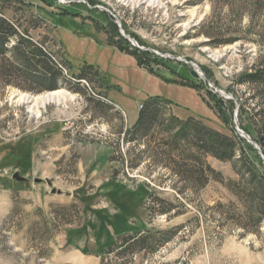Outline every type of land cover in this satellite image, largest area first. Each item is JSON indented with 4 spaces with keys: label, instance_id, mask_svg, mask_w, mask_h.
<instances>
[{
    "label": "rangeland",
    "instance_id": "obj_1",
    "mask_svg": "<svg viewBox=\"0 0 264 264\" xmlns=\"http://www.w3.org/2000/svg\"><path fill=\"white\" fill-rule=\"evenodd\" d=\"M25 2L30 11L13 3L4 16L61 76L40 91L49 83L0 56V264H81L70 246L89 264H264V191L244 172L234 134L248 131L264 152V0ZM121 44L150 53L149 70ZM189 63L206 81L197 92L182 84L194 81ZM104 85L129 123L153 108L149 126L125 125ZM57 90L67 94L35 111L21 99ZM153 98L172 104L145 109ZM201 132L233 157L201 148Z\"/></svg>",
    "mask_w": 264,
    "mask_h": 264
},
{
    "label": "trees",
    "instance_id": "obj_2",
    "mask_svg": "<svg viewBox=\"0 0 264 264\" xmlns=\"http://www.w3.org/2000/svg\"><path fill=\"white\" fill-rule=\"evenodd\" d=\"M13 3L14 5H18L20 8L26 11H30L33 7V4L26 3L25 0H0V56L9 54L12 57L10 58L9 61H11L12 63V68L14 72L17 71V72L25 73L29 77L35 75L36 77H38L39 83L44 85L49 83L47 86H43V89H39L40 91L55 90L57 89L56 78L57 76H61V70H57V72H53L51 68L53 67L55 68L56 65H55V61L52 59L51 54L42 46L35 45L29 40H24L23 39L24 33L20 31V28L17 26V24L11 21L10 18H6L4 16V13L13 7ZM12 39H15L17 43L12 48H8V43ZM112 43H116V42L112 41ZM118 48L120 49L121 53L133 56L136 59L137 64L140 67L145 68L147 70H149L148 67L144 66V63H146V61L141 57L149 58L150 61L152 62L154 61L153 58L152 59L150 58L149 56L150 53L148 52H141L139 50L128 49L123 44H121V46H118ZM35 66H38L40 68L41 70L40 74L36 73ZM82 74L84 73H81L78 76ZM175 75H177V73H175ZM84 76L85 77L83 78H87L86 75ZM256 77L257 76L255 74H248L246 75L245 80H248V82H254ZM83 78H78V80H82ZM181 79L185 81V83L182 82V84H186L187 87H190L196 92L198 91V88L203 87V85L200 84L198 80L194 79V81H189L184 78ZM207 94L214 103L213 106L207 104L208 107L214 110L215 112H217L216 114L219 116V118L220 117L222 118V115L220 114L222 113L223 105L219 100H216L215 95H213L212 93L210 94L207 93ZM161 102L167 105L172 104L167 100H160L159 98H153V99H149V102L143 105L146 107L145 109L148 110L151 107H153L155 104ZM229 103L231 104V102ZM152 109L153 108H151V112L139 111L138 116L135 122L132 124L131 129L136 130L139 128L148 127L155 115L153 113L154 110ZM200 118L202 119V117ZM246 132L247 134H250L248 131ZM201 134L202 137L200 138L202 139L200 140L201 144H199L201 148L213 154L214 157L218 159H222V160L225 158L231 159L233 157V153H234L233 146L227 144L225 140L218 139L213 134H211L208 138L205 137L206 134H203V132H201ZM234 134L236 135L238 142H240L241 144V148H240L241 156L239 162L243 163L244 172L248 173V175H250L249 177L252 178L254 181L256 179L259 180L253 189H257L258 186L262 185L261 187L263 188L264 191V166L262 164V161L259 159L255 150L251 147L250 144H248L245 140L237 136L235 132ZM262 154H264V152H262ZM261 198L264 200V192H263V197ZM262 211L263 212L261 216L259 215L260 218H258V222H260V220L264 218V210Z\"/></svg>",
    "mask_w": 264,
    "mask_h": 264
},
{
    "label": "water",
    "instance_id": "obj_3",
    "mask_svg": "<svg viewBox=\"0 0 264 264\" xmlns=\"http://www.w3.org/2000/svg\"><path fill=\"white\" fill-rule=\"evenodd\" d=\"M120 34H121L122 37H124L126 40H128V41L131 43V45H133L134 47H136V48L142 50V48H140V47L137 45V43L135 42V40L132 39L130 36L126 35V34L124 33V31L121 30V29H120ZM176 60H177V61H181V60H179V59H176ZM182 62L186 63V61H182ZM189 64H190V66H191V68H192V69L190 70V76H191L193 79L198 80V81L200 82V84L205 85V84H206L205 78L202 76L201 73L198 72V68H197V66L194 65V64H192V63H189ZM207 93L210 94V93H213V91L208 89V90H207ZM214 93H218L220 96H222V97H224V98H226V99H231V98H229L228 96H226L223 92H221V91H219V90H216V89H215V92H214ZM234 121H235V122L237 121V110H236V112H235V114H234ZM235 131L237 132V134H239V136H240L241 138H243L248 144H250V145H251V146H252V147L258 152V154L261 156V158H263V157H262V152H261L259 146H258L255 142H253V141L251 140V138L249 137V135H247V134H246L245 132H243L242 130H239L237 127H235ZM12 179H13L14 181L18 182V183H19V182H20V183H23V182H26V181H27L26 178L21 177L18 173H14V174L12 175ZM44 182H46V183L48 184V186L51 185L48 181H43V180L38 179V178H35V179L32 180V183H33L34 185L42 184V183H44ZM52 193L54 194L55 191L52 190Z\"/></svg>",
    "mask_w": 264,
    "mask_h": 264
},
{
    "label": "bare ground",
    "instance_id": "obj_4",
    "mask_svg": "<svg viewBox=\"0 0 264 264\" xmlns=\"http://www.w3.org/2000/svg\"><path fill=\"white\" fill-rule=\"evenodd\" d=\"M122 2H131V1H146L148 3H155L156 0H119ZM63 90H57V91H53L50 93H45V94H41L38 96H25L22 97L21 99H23L24 101H27V103L29 104V108L30 109H34V111L36 110L35 106L37 105H42L44 102L50 101V102H56L58 103L59 101H61L63 99V97H65V95L67 93H63Z\"/></svg>",
    "mask_w": 264,
    "mask_h": 264
},
{
    "label": "crops",
    "instance_id": "obj_5",
    "mask_svg": "<svg viewBox=\"0 0 264 264\" xmlns=\"http://www.w3.org/2000/svg\"><path fill=\"white\" fill-rule=\"evenodd\" d=\"M124 54V53H123ZM104 90H103V100H105L107 103H109L112 107H114L115 109H117V110H119V111H121V113L123 114V118H124V123H125V125L127 124V125H129L130 126V124H133L134 122H135V120L134 121H132L131 123H129V122H127V117H126V113H125V111L117 104V103H115L113 100H111L110 98H109V95H108V93H107V91H106V87H105V85H104ZM140 107V106H139ZM126 127V126H125ZM66 236H65V243H66ZM71 240V239H70ZM71 242V241H70ZM70 246V245H69ZM71 248H72V250L74 251V252H76V253H78V256L80 257V259H81V261H82V263L81 264H89V263H92V261L90 260L91 259V257H88V258H84V254H83V252L82 251H80V250H78V249H76V248H74V247H72V246H70ZM100 252V249L99 250H96V252ZM73 253H72V251L69 253V257H77V254H74V255H72ZM89 256H93V255H89ZM96 256L99 258L100 257V255L99 254H96Z\"/></svg>",
    "mask_w": 264,
    "mask_h": 264
},
{
    "label": "built area",
    "instance_id": "obj_6",
    "mask_svg": "<svg viewBox=\"0 0 264 264\" xmlns=\"http://www.w3.org/2000/svg\"><path fill=\"white\" fill-rule=\"evenodd\" d=\"M61 67V66H60ZM142 106H140L139 108H141Z\"/></svg>",
    "mask_w": 264,
    "mask_h": 264
}]
</instances>
